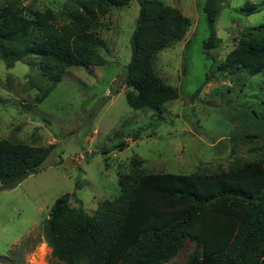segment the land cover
Masks as SVG:
<instances>
[{
  "label": "rangeland",
  "instance_id": "obj_1",
  "mask_svg": "<svg viewBox=\"0 0 264 264\" xmlns=\"http://www.w3.org/2000/svg\"><path fill=\"white\" fill-rule=\"evenodd\" d=\"M156 1L192 22L185 38L157 57L159 77L179 93L161 107L134 110L126 101L137 0L111 7L98 20L94 30L104 43L99 52L105 65L70 68L42 100L51 84L39 60L9 58L8 65L0 57V139L54 146L36 174L12 189L0 183V264H64L51 255L44 223L66 194L75 193L72 207L93 215L103 201L120 195L121 176L137 169L214 173L264 154L263 77L223 67L242 35L264 24V0H217L220 43L209 56L203 48L210 36L206 0ZM247 1L256 5L251 13L241 12ZM8 2L30 17L51 9L61 24L72 8V0H0V7ZM194 247L186 241L169 264L187 263Z\"/></svg>",
  "mask_w": 264,
  "mask_h": 264
},
{
  "label": "trees",
  "instance_id": "obj_2",
  "mask_svg": "<svg viewBox=\"0 0 264 264\" xmlns=\"http://www.w3.org/2000/svg\"><path fill=\"white\" fill-rule=\"evenodd\" d=\"M130 1L72 0L64 24L51 9L35 11L30 17L17 2H8L0 7V57L6 62L26 56L39 60L51 84L42 100L70 68L105 65L99 52L104 43L94 29L111 7L127 6ZM137 2L140 12L130 41L125 95L132 109L142 110L179 98L177 89L159 77L155 65L162 51L185 38L192 22L163 2ZM255 9L247 1L241 12ZM203 11L210 29L203 48L209 56V50L220 43L217 0H206ZM226 66L251 76L261 74L264 80V24L242 35L227 55ZM207 82L208 77L197 94ZM53 149L0 139V183L36 174ZM119 185L120 195L103 201L93 215L70 205L75 193L55 202L44 223L53 258L64 264H169L189 240L195 247L185 264H264V154L257 161H236L214 173L137 169L121 176Z\"/></svg>",
  "mask_w": 264,
  "mask_h": 264
},
{
  "label": "water",
  "instance_id": "obj_3",
  "mask_svg": "<svg viewBox=\"0 0 264 264\" xmlns=\"http://www.w3.org/2000/svg\"><path fill=\"white\" fill-rule=\"evenodd\" d=\"M31 174L25 173L22 176L18 177L16 180L4 183L2 186V189H12L16 186H18L21 182H23L25 179H27Z\"/></svg>",
  "mask_w": 264,
  "mask_h": 264
}]
</instances>
